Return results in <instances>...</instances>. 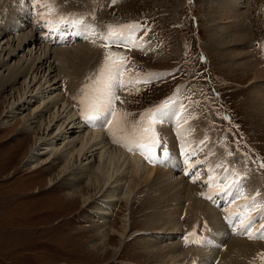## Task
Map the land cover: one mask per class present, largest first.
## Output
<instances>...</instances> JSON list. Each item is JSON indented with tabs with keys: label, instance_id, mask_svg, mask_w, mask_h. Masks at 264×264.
Listing matches in <instances>:
<instances>
[{
	"label": "rangeland",
	"instance_id": "374dc122",
	"mask_svg": "<svg viewBox=\"0 0 264 264\" xmlns=\"http://www.w3.org/2000/svg\"><path fill=\"white\" fill-rule=\"evenodd\" d=\"M14 1L12 4L11 0H0V30L3 29L0 32H7L9 35L0 41L1 49L8 44V41L10 42L11 37L13 38L8 31L14 30L15 20L18 22H23V18L25 22L32 20L31 0ZM59 1L50 2V7L57 5L60 9L57 15L50 13L48 20L55 21L64 16L70 21H82L98 39L95 50L88 46L90 44L81 42L83 43L81 47L77 46L81 50L76 56H73L76 50L70 52L64 48L58 49L59 46L49 45V48L56 50L52 51L57 52L58 58L65 65L54 62L57 76L64 77L61 85L67 96L72 99L74 91H80L79 95L73 98L78 109H81L78 103L81 99V90L85 85L93 84L104 61L105 42L99 38V34L106 32L108 26L138 24L147 31L138 28L134 39L144 42L147 46L149 44L150 50L144 52L130 49L126 43L113 44L108 49L126 58V66L121 77L125 81V86L117 89L116 94L119 100L115 104L118 115L126 113L124 117L127 123L126 133H130L133 126L140 124L141 117L145 113L163 104L166 100H174L188 107V110L195 109L198 113L197 119L204 127L203 132L209 134L207 139L218 143L222 150L216 152L213 147L204 146L203 142L200 144L192 142L190 139V143L176 163H165L162 166L151 165V167L166 166L173 170L172 176H175V181L179 180L178 183L185 181L183 191L177 193L182 199L185 198V191L193 185L197 197L203 198L206 191L214 193L217 201L219 200V206L213 209L216 217L204 216L207 219L199 218L186 222L184 216L181 217L180 222L184 224L181 226L179 237L185 239L183 250L202 247L203 243V246L207 248L208 240L215 241V238L216 241L219 238L218 240H221L219 242L225 240L229 247L230 240L244 238L245 235L242 234L239 226L233 227L232 214L237 210L245 211L246 205L250 207L251 201L246 199L250 195L257 201H264V167L258 161L261 157L264 165V116L251 100L253 77L244 72V66L235 68L236 64L230 62L231 59L228 60V49L223 50L222 48L226 46L214 41L215 37H221L222 32L211 31L212 24L209 23L208 17L213 14V3L217 0H65L63 4ZM74 2H77L75 8H69V5ZM239 3H241L239 21L244 27L248 25L245 34H249L252 46L254 45L251 50L253 49L257 54L256 50L264 46V0H239ZM20 4L24 5L23 8ZM27 4H30V7ZM17 6L20 7L19 11H17ZM7 17H9L8 20ZM56 25L62 29L68 28V22ZM72 25L76 24L72 23ZM26 32L20 36L29 34V31ZM230 40L228 37L225 42ZM37 42L38 45L31 46V48L39 47L42 53L33 52V54L44 56L46 51L44 46L47 45L40 40ZM9 46L11 45L6 46L8 50L12 49V46L11 48ZM28 50L29 47L25 53L19 54V57L17 55L13 60L6 58L10 68L7 67L8 65L2 66L3 68L0 66V86L6 87L5 89L0 88V264H160L151 254L149 255V252H145L144 244L150 242L147 238L153 232L151 214L157 211L152 209L157 202L153 205L151 186L139 188L130 206L122 202L121 206L113 211L114 217L112 215L110 217L109 228H104L105 231L111 226L119 229L123 218L128 215L131 217V229L128 234L133 236L119 253L121 256L116 258L113 248L119 245V239L113 237V234H108V238L113 237V241L110 242L111 250H106V248L103 250V246H100V232L97 227L101 224L105 226L103 224L105 220H101L100 215L96 214V209L102 206V203L99 206L95 201L91 208L82 209L80 200L72 202V198L70 200L68 198V195L76 189L86 188L87 181H80V183L79 175L75 180L57 179L59 170L65 163L62 158L56 162L61 163L59 165L48 163L36 170H33L34 165H29L28 156L36 139L37 121L30 122H33V131L27 132L24 128L38 105H32V108L27 111L16 106L20 109L17 116L7 119L5 125H2L1 121L4 119L8 106L18 100L25 80L18 78L15 84L8 83L9 76L12 74L11 71L19 70V63L27 57ZM246 52L248 53V50ZM3 58L5 57H0V59ZM31 60L28 58L27 61ZM261 61L262 63H258L255 60L257 64L264 65V57ZM29 64L27 63V66ZM57 65L61 66V69ZM38 67H42V64ZM55 73L52 69L50 81L54 80ZM129 77L142 78V80L138 83H127ZM155 77L160 79H150ZM177 85L181 86L179 90L175 88ZM38 102L41 104L43 100ZM59 102L62 104V99ZM216 103L221 110L214 108ZM62 105L71 116V111L67 106ZM231 111L232 114L229 113ZM163 125V123H158L156 130L166 150L169 151L166 141L169 131L166 129L169 130L171 126L164 127ZM232 128H235L240 139L235 136ZM55 130L56 128L52 129L48 134L54 133ZM188 134L190 137L192 133ZM114 145L117 147V143ZM108 146L109 151L116 150L112 145ZM171 148H174L172 144ZM188 153L191 155L189 156ZM217 161H220L222 166H218ZM227 164H230L233 171L230 177L234 174L231 179L234 178L237 181V186L243 190L244 197L237 195L236 186L232 188L230 194H225L223 177ZM186 169L190 171L188 175L185 174ZM239 172H242L241 177L237 175ZM196 175L202 177L196 179ZM164 180L165 178H160L162 189ZM210 180H214L215 183L210 185ZM73 181L76 185L74 183L72 185ZM86 192L87 189L84 193ZM250 215L256 221L252 230L260 225L264 227V211L256 208L250 212ZM104 230L102 231L105 232ZM211 236L214 238H210ZM193 238L199 240L200 243H193ZM168 244L169 242L160 243L163 247ZM94 246L99 247V250H93ZM258 249H260L259 245L253 254ZM183 250L182 255L185 254ZM229 253L228 250L222 260H226L225 257H228ZM232 253H236V250ZM261 255H264V252ZM193 257V254L190 255L185 262L195 264ZM249 257H243L242 262L237 264H245ZM254 264H264V261L256 259Z\"/></svg>",
	"mask_w": 264,
	"mask_h": 264
},
{
	"label": "bare ground",
	"instance_id": "6f19581e",
	"mask_svg": "<svg viewBox=\"0 0 264 264\" xmlns=\"http://www.w3.org/2000/svg\"><path fill=\"white\" fill-rule=\"evenodd\" d=\"M22 1L23 0H21L20 2ZM51 1L52 0H31L32 5L30 9L32 20L28 22H25L24 18L23 22H18L17 20H15V22L13 23L14 30L8 31L9 34L13 36V38L11 37L12 39L10 38V42L8 41V44L12 46V49L8 50V48L6 47L8 44H5L6 48H0V57H5L3 59H0V66L2 67L8 65L7 67H9L6 58L13 60L15 57H17V55L19 57V54L25 53L26 49L29 47L28 55H26L27 57L24 60L22 59L19 63V70L17 71L13 69L16 73L14 71H11L12 74L8 79V83L12 82L13 84H15V81H17L18 78H24L25 80L22 84L23 91L20 92L18 100L8 106L7 112L3 119L4 121L2 120L1 122L4 126L7 119L17 116V112H19L20 109H17L16 106L21 107L22 110L27 111L29 108H32V105H38V107L33 111V114L30 115V118H28V121L24 128L27 132L33 131V122H30L37 121L38 130L35 132L36 139L34 142V146L31 148L28 156L29 165H34L33 170L40 169L43 165H46L48 163L59 165L61 163L58 164L56 162L57 160L62 158L65 163H63L61 169L59 170L60 172L57 176V179L67 181L75 180L77 175H79V182H83L85 180L87 181L86 188L81 189L79 187L80 189H76L73 193L69 194L68 198L69 200L72 198V202L80 200L82 202V209L88 207L91 208L95 201L99 206L102 203V206H98L99 208L96 209V214L100 215L99 217L102 218L101 220H105L103 222L105 226L101 224V226L97 227V230L100 232V246H103V250H105V248L106 250H111L112 246L110 242L113 241V237L118 238L119 245H117L115 249L113 248L114 255L117 256L116 258L121 256V254L119 253L125 247L126 242L133 236L128 234L131 229V217L130 215L124 217L121 223L122 226H119V229H117L115 226H111L109 230L105 231L104 228H109L108 225L109 220H111L110 217L111 215L112 217H114L113 211L120 207L122 202L130 206L132 198L139 188L143 186H151V193L153 194L151 198L153 199V203L157 202V205L155 207H152V209H155L157 211L151 214L153 217V224L151 223L153 227L151 229L153 232L150 233V236H148L149 238H147L148 240H150V242L144 244L145 252H149V255L151 254L155 259L159 261L160 264H189V262L186 263L185 260L192 254L194 255L193 259H195L194 262H196L197 264H214L217 259L219 260L218 264H237L241 263L242 258L245 256H250L245 264H254V261L256 259H261V254L262 252H264L263 244L255 242H245L243 240L237 239L233 241L230 240L229 247L225 244V251H221L220 249L218 251L213 248L207 249L203 246L204 243L203 245H201L202 247L191 248L187 250L188 252L186 250H183V247L180 246L179 242V233L182 228L181 226L184 224V222H180L181 217L184 216L185 222L199 218L207 219L204 216L216 217L214 210L210 208L207 202H204L196 197L194 187H192L193 185L188 191H185L186 194L183 193L185 195V198L182 199L181 196L177 193H181V191H183V187H185L183 184L185 183V181L181 180L182 182L179 183V180L175 181V176H172L173 170H171L170 168H166V166H148L145 162H142L141 159H137L126 154L125 150H122L118 147L120 146L119 143H117L118 148L115 147L113 143V133H115L116 140L121 139L116 129H113V132H110L108 127L104 126L103 123H98L96 126H90L87 122H82V120L80 121L79 111L77 110L76 102L74 101L76 96L79 95L78 92L80 91L75 90L72 94V97L74 99H71L67 96V93L62 88L61 80L64 79V77L59 78V76H57V70L54 62L57 61L60 65H65L63 61L58 58L57 52L52 51L55 49L49 48L48 45L44 46L46 48L44 56L43 54L37 56L36 54H33V52L42 53V51H40V48H31V46L33 47L34 45H38L37 41L39 40L37 34L32 31L34 30L33 24L40 18L43 12L47 10L46 4L49 5ZM14 2V0H11L12 4H14ZM59 2L63 4L65 0H60ZM240 4L241 3H239V0L215 1V3H213V14L208 17L210 21L209 23L212 24V32H222L221 35L219 33L221 37H215L214 41L219 45L226 46L222 48L223 50L228 49V60L231 59L230 62H234L236 64L234 65L235 68L244 66V72L247 75H251L253 77V80L251 81V88L253 89V91L251 92V100L253 101V105L258 108L257 110L261 113V115L264 116V65L257 64L255 62L256 60L258 63H262L261 59L264 57V50L259 48L258 50H256L257 54L254 53L253 49L251 50L254 45L252 46V41L250 40L249 34H245V29L246 27H248V25L246 24V27H244L243 24L239 21ZM24 5H22V8ZM29 5L28 7H30ZM76 5L77 2H74L73 4L69 5V8H75ZM19 8L20 7L17 8V11H19ZM26 9L27 8H25V10ZM22 12H24V10ZM8 18L9 17H7V20ZM11 19L9 20L11 21ZM51 27L52 26H50V28ZM26 31H29V34L20 36V34L22 33H27ZM77 35H80V31L75 30L74 32H72L68 29L62 34V29L58 27L57 31H52V33L43 35L41 38L46 42H49L51 40L53 41L54 39L57 41L59 39H66L69 36L70 39H75ZM8 36L9 35L7 32H0V41H2L4 37L7 38ZM228 37L231 40L225 42ZM11 46L9 47L11 48ZM88 46L92 47V50H95L97 45L90 44ZM67 50H69L70 52L76 50V52L73 53V56H76L80 52L81 48L74 47V49L72 50ZM246 50H248L249 54L246 52ZM57 51L59 52V50ZM24 57L25 56H23V58ZM28 58L32 60L27 61ZM27 63H30L29 66H27ZM40 64H42V67L44 66L43 69L42 67H38ZM57 67L61 69V66L57 65ZM52 69L53 72H56V75L54 74L53 81L55 82V80H58V82L52 83L53 81L49 80ZM150 79L159 80L160 78L155 77ZM77 86L79 88V84H77ZM0 88L5 89L6 87L0 86ZM127 89L128 88H126V90ZM31 95H33L32 98L30 97ZM60 99H62L63 101L62 104L66 105L68 110L71 111V116H69L68 111L64 108L61 102H59ZM39 100H43V102L39 104ZM181 108L185 107L181 106ZM47 112H49V114H46ZM170 113L172 114L174 119L173 122L175 124L174 128L176 129V138L178 137L182 144L181 151H183L188 146L191 140L192 142L198 144L203 142L204 146L213 147L216 152L222 151L218 146V143L216 144L215 142H212L211 139H207V136L209 137V134H205L206 132H203L204 127H202L201 121L197 119L198 113L195 111V109L185 110L172 107ZM77 120L79 121V123ZM113 124H115V121H113ZM54 128H56L54 133L48 134V132ZM166 130L169 131L168 128ZM189 132L192 133L190 137L188 134ZM166 140L171 154H169L170 159H167L169 160L168 163H176L181 151L179 152L177 150L175 137L170 134V136H167ZM170 143L174 148H171ZM108 145H112V147L116 148V150H113L112 152L109 151L110 147ZM188 165H190V163ZM175 168L177 167L175 166ZM215 172L217 171L215 170ZM161 177L165 178L162 183L164 185L163 189L160 183ZM200 177L202 176H199V178ZM232 180H234V178ZM73 183L74 181L72 182V185ZM175 184H177L176 187L174 186ZM85 189H87L86 193H84ZM157 194H159V196ZM153 205H155V203ZM178 219L180 222V229L178 225ZM150 220L152 219L150 218ZM210 220L213 219L210 218ZM102 230H104L105 232H103ZM225 232L223 234H225ZM109 233L113 234L112 239L108 238ZM210 238L214 237L211 236ZM214 240L216 241V238ZM208 241L210 242V240ZM164 242H169V244L163 247L160 245V243ZM258 245L260 246V249H258L257 252L253 254V252L256 251ZM93 250L98 251L99 247L94 246ZM182 250L185 253L183 255ZM228 250L230 251L228 257H225L226 260H222L224 255L227 254ZM233 250H236V253H232Z\"/></svg>",
	"mask_w": 264,
	"mask_h": 264
},
{
	"label": "snow or ice",
	"instance_id": "6c2138e0",
	"mask_svg": "<svg viewBox=\"0 0 264 264\" xmlns=\"http://www.w3.org/2000/svg\"><path fill=\"white\" fill-rule=\"evenodd\" d=\"M65 17H59L55 21L48 20L46 23L50 25L65 23ZM70 23H82V21H68ZM88 26L85 25V28ZM140 28L144 31L147 29L138 24L132 25H118L108 26L106 32L99 34V38L105 42L106 49L104 61L99 69L97 77L92 85H85L81 90V99L78 103L81 105L82 118L90 125L96 126L98 123H103L107 126L110 132L116 129L121 133V139H115L113 133V142L119 143L126 150L132 152H140V155L152 165H163L170 155L163 145L160 135L156 130L158 123H163L169 117L172 110L173 101L166 100L163 104L157 106L155 109L145 113L140 120V124L133 126L130 133H126L127 123L124 120L126 113L117 114L115 107L116 101L119 97L116 94V89L125 86V81L121 79L123 71L126 66V58L119 53H114L110 50L111 45L121 44L127 41L133 47L142 50V41L134 39L135 31ZM55 30V29H54ZM142 78L133 79L129 77L127 83L141 82ZM123 103V101H121ZM115 121V124H113ZM159 150V155L157 154ZM190 156L191 153H188ZM264 167V165H262ZM211 175V174H210ZM239 175V174H237ZM210 185L214 184V180L209 181ZM237 187V195L244 197V192L237 186V181L234 179L223 185L225 194H230L232 188ZM210 198V197H205ZM251 201V205L245 206V211L237 210L233 217V227L239 226L240 231L248 235L250 239H264V229L257 233L256 236L252 235V228L255 224V218L250 215V212L256 208L264 211V201H257L251 195L246 197ZM193 243H200L199 240L193 238ZM264 261V255L261 257Z\"/></svg>",
	"mask_w": 264,
	"mask_h": 264
}]
</instances>
